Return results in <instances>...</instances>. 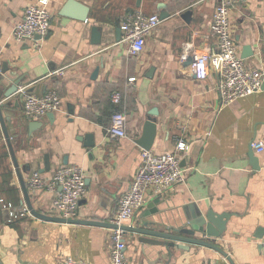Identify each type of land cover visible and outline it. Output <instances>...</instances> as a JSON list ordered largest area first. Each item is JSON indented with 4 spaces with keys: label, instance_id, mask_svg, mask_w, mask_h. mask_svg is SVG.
Here are the masks:
<instances>
[{
    "label": "crops",
    "instance_id": "1",
    "mask_svg": "<svg viewBox=\"0 0 264 264\" xmlns=\"http://www.w3.org/2000/svg\"><path fill=\"white\" fill-rule=\"evenodd\" d=\"M68 1H50L51 30L36 47L33 41H17L13 31L27 7L39 0H0V69L6 65L22 78L20 88L28 94L56 91L62 101L51 122L47 116L27 119L24 100L19 105L14 104L16 97L4 100L12 103L3 110V121L18 167L0 123V264H111V228L104 224H111L141 166L144 149L138 141L149 119L157 123L151 152H172L179 141L189 146L180 156L186 180L160 193L148 190L145 206L133 216V227L153 223L152 229L169 231L209 212L229 215L225 232L211 242L231 261L207 246L168 252L127 232L128 264H264V152L251 146L264 142V90L223 105L218 75L211 70L206 80H198L191 64L180 59L187 43L198 53L218 51L211 33L215 3L75 0L89 8V19L82 22L61 16ZM162 10L169 18L148 37L144 52L131 56L122 38L117 40L122 21L130 13L161 15ZM231 26L240 55L245 46L256 54L245 60L246 66L264 72V0H238ZM93 27L101 28L100 44L94 43ZM115 93L122 97L117 106L112 103ZM115 111L127 116L126 138L109 134ZM33 122L39 124L30 130ZM92 142L94 147H89ZM250 154L258 160V170ZM46 156L51 169L43 173ZM66 165L86 175L78 224L55 221L61 219L53 209L60 186L28 187L34 173L52 179ZM23 184L33 209L50 219L11 217V212L28 207Z\"/></svg>",
    "mask_w": 264,
    "mask_h": 264
},
{
    "label": "built area",
    "instance_id": "2",
    "mask_svg": "<svg viewBox=\"0 0 264 264\" xmlns=\"http://www.w3.org/2000/svg\"><path fill=\"white\" fill-rule=\"evenodd\" d=\"M51 0H39L37 4L27 7L23 19L15 26L13 34L17 41H33L36 47L48 36L51 30L52 15L49 11ZM216 5L211 24V33L216 37L218 51L198 53L193 48V43H187L181 53L180 59L185 62L192 59L191 70L198 80H206L210 71L219 77L218 89L223 105H230L234 101L249 97L262 90L264 72L260 69H250L240 55L231 26V11L238 0H210ZM159 14L146 15L142 12L130 13L122 21V43L129 48V54L136 57L144 52L148 37L161 24ZM38 37H40L38 39ZM62 76L64 71H58ZM135 78L130 79L134 81ZM23 95V112L29 120H40L49 113H55L61 108V98L56 91H50L43 96L30 95L27 89L19 90ZM121 94L112 96V103L117 106L121 103ZM127 116L121 111L112 114L109 134L114 139L126 138ZM252 148L257 153L264 152V142L255 141ZM189 146L184 141H179L172 152L155 154L151 151L142 152V163L135 175L129 191L120 199L118 209L111 221L115 227L111 228L110 258L111 264H128L126 256V227H133V216L146 204L148 190L160 193L176 184L186 180V171L181 165V154ZM60 186L56 200L53 204L54 213L63 220H76L79 215L81 200L87 189L85 171L76 166H62L52 179L45 178L41 173H34L28 187L32 190H55ZM1 203L10 210L11 203ZM31 211L27 206L19 211L11 212V217L17 219L30 216Z\"/></svg>",
    "mask_w": 264,
    "mask_h": 264
},
{
    "label": "water",
    "instance_id": "3",
    "mask_svg": "<svg viewBox=\"0 0 264 264\" xmlns=\"http://www.w3.org/2000/svg\"><path fill=\"white\" fill-rule=\"evenodd\" d=\"M89 8L84 6L83 4L75 1V0H69L66 5L63 7L61 11V16L64 17H70L74 19L81 20L82 22H87L89 17ZM170 13L166 11H161L160 19L165 20L169 18ZM93 35L95 37L94 43L95 44H100L101 42V28L99 27H93L92 29ZM117 40L118 42L121 41L122 38V31L121 29H118L117 31ZM100 37V38H99ZM40 37H38L39 39ZM244 60L251 58V57H256V54L251 46H245L243 50V54L241 56ZM189 64H192V59L188 61ZM99 69H96L94 72L93 78H96L98 76ZM23 84L22 78L17 77L16 73L10 72L8 70V67L4 65L0 69V101L2 100L3 102L0 103V123L3 127L5 139L7 141L8 147L11 151L12 159L14 161V165L17 168V159L15 157V154L13 152V146L11 143V138L9 133L7 132V129L5 128V124L3 121V110L4 109H10L12 108V103L11 101L4 102V100H10L12 97L17 98V103H14L16 105H19V101H22L23 95L19 94L20 86ZM262 90H264V80L262 84ZM49 120L53 122L55 118V113H49L47 115ZM39 124L37 122H33L29 124L30 130L36 125ZM156 121L154 119H149L145 125V130L143 133V136L141 139L138 141V145L141 146L144 150L150 151L152 149V146L156 140V135H157V127H156ZM95 143H89V147H94ZM251 160H252V165L253 167L258 170L260 168L259 162L257 159L254 158L252 154H250ZM46 168L42 171L44 173L45 170L49 171L51 169L50 166V159L49 156H46ZM67 161H65L66 164ZM23 191L25 194V197L28 202V208L31 211V214L42 218V219H50L47 217H44L43 215H40L37 213L31 203L30 199L27 193V188L23 184ZM7 213L10 218V211L7 210ZM229 219V215H217L213 212H209L206 215H200L198 216L194 222H190L188 226L183 227L182 229H177V230H169V231H163L159 229H152L154 226L153 223H145L142 227L139 228H134V227H126L127 232H136L139 235L142 236L141 241L144 243H151L156 246H161L165 248L168 252H170L171 249L178 248V249H188L190 245H198V246H207L213 249L218 250L221 252L224 257H226L229 261L230 258L229 256L221 250L218 246L215 245L213 239H218L223 235L226 229V222ZM55 221L59 222H67L70 224H78L81 223L77 220H62V219H55ZM83 224H96V223H89V222H84ZM100 223H98L99 225ZM105 226H109V228H114L115 226L113 224H104ZM103 226V225H102ZM197 234L201 236V238L197 237ZM170 257V254H169ZM231 264H233L231 262Z\"/></svg>",
    "mask_w": 264,
    "mask_h": 264
}]
</instances>
